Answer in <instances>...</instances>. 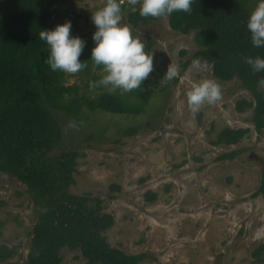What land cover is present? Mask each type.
<instances>
[{
    "label": "rangeland",
    "instance_id": "1",
    "mask_svg": "<svg viewBox=\"0 0 264 264\" xmlns=\"http://www.w3.org/2000/svg\"><path fill=\"white\" fill-rule=\"evenodd\" d=\"M256 2L248 6L253 10ZM104 3L58 0L59 15L50 26L71 20L70 34L85 41L81 53L89 57L95 30L91 13ZM137 6L124 0L123 22L143 40L146 52L153 51L147 79L159 83L141 115L84 107L80 123L56 111L64 147L80 154L70 190L104 199V211L115 219L105 231L107 241L130 254L145 253L140 264H264L253 254L264 243V197L253 195L264 164V129L256 131L253 109L240 113L235 108L238 99H252V94L237 78L218 79L207 60H191L184 67L199 48L196 30L172 29L168 15L133 26L127 14ZM169 63L178 66V75L163 81ZM92 64L88 72L66 73L64 82L83 91L90 77L103 74ZM203 78L216 80L222 97L193 114L185 93ZM224 127L249 132L237 144L214 145ZM232 150L238 151L233 159H219ZM147 191L157 193L154 201L146 199ZM37 220L26 184L0 171V221L5 222L0 245L15 247V264L24 262ZM62 254L61 264H90L79 250L64 248Z\"/></svg>",
    "mask_w": 264,
    "mask_h": 264
},
{
    "label": "trees",
    "instance_id": "2",
    "mask_svg": "<svg viewBox=\"0 0 264 264\" xmlns=\"http://www.w3.org/2000/svg\"><path fill=\"white\" fill-rule=\"evenodd\" d=\"M57 1H0V171L26 184L38 216L22 264H61L64 248L79 250L90 264H140L145 253L130 254L107 241L105 231L115 219L104 211V199L70 190L80 154L76 148L64 147L63 129L56 111L80 123L79 115L84 107L141 115L159 79L145 78L138 88L111 93L103 86L89 88L90 81L100 79L97 74L89 78L83 91L79 84H66V73L53 71L44 63L49 49L38 36L41 29H50V21L59 15ZM249 1L192 0L190 12L177 10L167 15L172 29L182 33L196 30L195 42L199 48L184 67L191 60H207L218 79L237 78L253 98L238 99L235 108L240 113L253 109L251 121L261 133L264 70L253 72L244 58L264 57V46L255 47L251 43L246 28L252 11ZM160 18L141 16L139 6L127 14L133 26ZM78 59L83 60L86 67L82 69L88 72L93 63L91 57L80 53ZM248 132L249 128L224 127L212 143L234 145ZM59 147L62 149L56 153ZM237 153L232 150L219 159H233ZM259 194L264 197V164L260 186L253 195ZM145 197L154 201L157 193L147 191ZM4 223L0 221V234ZM16 253L15 247L1 244L0 263L15 264L11 259ZM253 254L264 261V243Z\"/></svg>",
    "mask_w": 264,
    "mask_h": 264
},
{
    "label": "clouds",
    "instance_id": "3",
    "mask_svg": "<svg viewBox=\"0 0 264 264\" xmlns=\"http://www.w3.org/2000/svg\"><path fill=\"white\" fill-rule=\"evenodd\" d=\"M122 3L124 0H105L102 7L91 13L95 30L90 57L93 65L102 67L103 74L99 80L89 82L90 89L104 86L110 93L117 89L128 92L138 88L153 69V51L146 52L143 40L132 33L130 25L123 22ZM128 3L133 6L139 3L141 16L162 17L177 10L190 12L192 0H128ZM246 28L253 46H264V0H257L248 15ZM70 29L71 20L66 19L38 32L49 49L44 63L53 71L74 74L86 67L83 60L78 59L85 41L78 35L70 34ZM244 59L253 72L264 70V57L257 55ZM177 75L178 66L169 63L163 81H170ZM185 95L193 114L203 104H215L222 97L220 85L212 78L192 82Z\"/></svg>",
    "mask_w": 264,
    "mask_h": 264
}]
</instances>
